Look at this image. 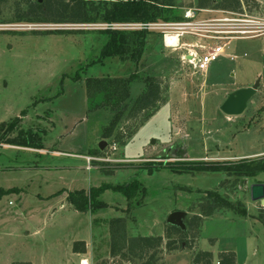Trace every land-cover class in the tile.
<instances>
[{
    "label": "rangeland",
    "instance_id": "1",
    "mask_svg": "<svg viewBox=\"0 0 264 264\" xmlns=\"http://www.w3.org/2000/svg\"><path fill=\"white\" fill-rule=\"evenodd\" d=\"M199 1L158 0L172 5L170 15L183 20L191 10L195 21L212 22L225 32L219 37H231L210 42L224 54L206 73L182 60L188 52L182 44L168 48L158 32L148 35L138 62L130 59L133 45L123 58L103 59L106 30L90 24L18 23L27 11L24 0L1 3L0 124L17 123L0 135V264H81L84 259L88 264H194L201 253L211 255L210 264H225L227 254L235 264H264V205L251 200L250 178L189 163L264 156V0H240L239 11L225 9L223 0H205L202 6ZM182 42L204 43L197 37ZM133 74L159 78L166 101L131 136L138 119L128 104L114 133L104 138L114 113L90 110L86 81ZM256 82L258 90L242 115L221 111L229 94ZM143 90V83H134L130 101ZM19 131H31L40 147L14 141ZM257 153L263 154L250 156ZM86 157L96 159L90 170ZM254 180L264 182V173ZM118 186H131L129 197L111 189ZM100 188L97 200L104 205L96 211L90 205L77 211L68 201L77 191ZM209 191L245 209L247 216L226 208L205 216ZM176 211L186 213L182 234L168 225ZM115 220L125 223L127 237H163L161 246L143 259L127 247L115 253ZM168 243L177 251L170 252Z\"/></svg>",
    "mask_w": 264,
    "mask_h": 264
},
{
    "label": "trees",
    "instance_id": "2",
    "mask_svg": "<svg viewBox=\"0 0 264 264\" xmlns=\"http://www.w3.org/2000/svg\"><path fill=\"white\" fill-rule=\"evenodd\" d=\"M4 0H0L1 3ZM205 0L199 1V6L204 4ZM27 5V11L23 16L17 20L18 23H55V24H146L153 22H172L181 21V16H172L167 13L172 5L161 6L158 0H119V1H92V0H39L32 2V0H24ZM168 6V7H167ZM222 6L225 9L240 10L242 7L240 0H223ZM165 10V11H164ZM1 11V9H0ZM34 17V18H31ZM103 31V30H102ZM109 37L107 43L102 48V58L121 57L129 49L130 45L135 46L136 50L133 56L130 57L134 62H138L146 47L147 37L153 32L144 30H135L125 32L122 30H106ZM140 82L144 85V90L140 93L134 101L131 98V87L134 83ZM87 95L90 102V110L100 108H109L114 117L104 128L103 137L110 138L114 133L115 128L122 121L123 116L128 108V104H132L130 113H133L134 119H138L136 126L130 131L129 135H133L138 128L151 118L159 109L160 105L166 101L165 91L162 88V82L156 77H146L140 79L135 74L128 78H91L87 79ZM99 96V100L96 98ZM95 100L96 105L92 104ZM130 107V106H129ZM140 115L142 117L140 118ZM13 121L10 123L0 124V135L4 128L5 133L13 131L15 124ZM9 125V126H8ZM7 126V127H6ZM4 134V133H3ZM1 139V138H0ZM34 135L31 131H19L17 138L13 139L18 141H26V145L30 148L40 147V144L35 145ZM13 140H9L13 141ZM38 143V142H37ZM40 149V148H37ZM239 163L234 162H202L193 163L194 169H199L206 172H227L244 178H256L258 175L264 173V156L256 159H241ZM183 170V168H181ZM184 170H191L185 168ZM104 188V187H103ZM91 190L89 194L83 191H77L71 194L68 198L69 203L77 211H96L103 207L104 204L98 202L97 196L101 189ZM131 186H118L112 187L114 191L123 192L129 197ZM208 207L205 216H211L217 209H232L234 212L242 217L247 216V211L239 208L237 204H232L224 199L218 192H207ZM264 224V216L261 218ZM115 224L111 228V242L115 253H119L125 247L128 248L129 254L133 257L143 259L150 250L159 248L163 242V237H127L126 226L122 220H115ZM192 223L196 224L194 220ZM115 226V227H114ZM170 231L176 234H182L181 229L170 226ZM170 234H168L169 236ZM168 243L166 247L170 252L177 251V248ZM74 252H79L74 246ZM155 253L151 256L154 257ZM211 255L208 253L199 254L194 264H199L201 260L206 261L205 264H210ZM225 264H234L232 254L225 256ZM220 264H223L220 262Z\"/></svg>",
    "mask_w": 264,
    "mask_h": 264
},
{
    "label": "built area",
    "instance_id": "3",
    "mask_svg": "<svg viewBox=\"0 0 264 264\" xmlns=\"http://www.w3.org/2000/svg\"><path fill=\"white\" fill-rule=\"evenodd\" d=\"M195 15L193 11L189 10L186 12L183 20L172 21V22H153L146 24H103L100 26L92 25V28L99 30H144L149 32H158L162 36L163 43L166 47L168 46V39H177V46L179 41H183L186 37H197L199 40L204 42L203 44L195 42L194 44H189L182 42V47L187 50V55L182 57V60L186 63L191 64L195 70L206 73L209 66L216 62L221 55L224 54V49L220 45H210V42H221L225 40H230L231 37H219L221 33L219 28L212 22H200L195 21ZM224 23V22H223ZM228 34L230 32H227ZM212 34V35H209ZM241 34H244V32ZM246 34V33H245ZM200 53H199V52ZM88 162L87 169H92L91 164L96 161L95 158L86 157ZM220 264V262H217Z\"/></svg>",
    "mask_w": 264,
    "mask_h": 264
},
{
    "label": "water",
    "instance_id": "4",
    "mask_svg": "<svg viewBox=\"0 0 264 264\" xmlns=\"http://www.w3.org/2000/svg\"><path fill=\"white\" fill-rule=\"evenodd\" d=\"M259 87V82L253 87L240 89L232 94H229L226 100L221 105V111L227 116H240L242 115L247 107L250 99L256 94ZM106 143L103 141L99 145V149L103 150ZM250 197L253 202H261L264 205V184L255 183L250 185ZM186 213L181 211L173 212L168 217V225L174 226L176 228L185 230V225L183 219Z\"/></svg>",
    "mask_w": 264,
    "mask_h": 264
},
{
    "label": "crops",
    "instance_id": "5",
    "mask_svg": "<svg viewBox=\"0 0 264 264\" xmlns=\"http://www.w3.org/2000/svg\"><path fill=\"white\" fill-rule=\"evenodd\" d=\"M157 37H158V36H157ZM158 39L160 40V39H162V37H159ZM160 41H161V40H160ZM162 41H163V40H162ZM181 41H182V40H181ZM181 41H179V45H180V46H181V44H182ZM162 43H163V42H162ZM211 46H212V45H211ZM160 64H161V63H160ZM263 153H264V152H263ZM263 153H257V154H255V155H250V156H257V155H260V154H263ZM261 157H262V156H261ZM241 159H244V158H241ZM245 159H248V158H245ZM253 159H256V158H253ZM254 179H255V178H253V179H249V180L251 181V182H250L251 185H252V184H255V183H262V184H264L263 181H261V180H260V181H257V180L255 181ZM234 264H235V263H234Z\"/></svg>",
    "mask_w": 264,
    "mask_h": 264
},
{
    "label": "bare ground",
    "instance_id": "6",
    "mask_svg": "<svg viewBox=\"0 0 264 264\" xmlns=\"http://www.w3.org/2000/svg\"><path fill=\"white\" fill-rule=\"evenodd\" d=\"M168 46L176 47L177 46V39L175 38H170L168 39ZM81 264H88L87 260H82Z\"/></svg>",
    "mask_w": 264,
    "mask_h": 264
}]
</instances>
